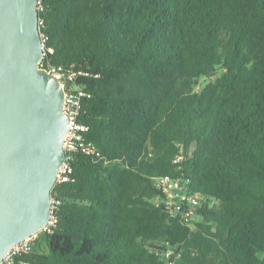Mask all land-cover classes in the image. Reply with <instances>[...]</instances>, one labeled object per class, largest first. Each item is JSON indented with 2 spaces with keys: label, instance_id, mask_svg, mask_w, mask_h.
Here are the masks:
<instances>
[{
  "label": "trees",
  "instance_id": "obj_1",
  "mask_svg": "<svg viewBox=\"0 0 264 264\" xmlns=\"http://www.w3.org/2000/svg\"><path fill=\"white\" fill-rule=\"evenodd\" d=\"M40 1L45 59L90 74L101 157L76 155L47 249L19 258L167 264L168 243L174 264H264V0ZM181 174L215 201L194 228L155 201L154 178Z\"/></svg>",
  "mask_w": 264,
  "mask_h": 264
},
{
  "label": "water",
  "instance_id": "obj_2",
  "mask_svg": "<svg viewBox=\"0 0 264 264\" xmlns=\"http://www.w3.org/2000/svg\"><path fill=\"white\" fill-rule=\"evenodd\" d=\"M38 0H0V261L50 219L70 117L44 56Z\"/></svg>",
  "mask_w": 264,
  "mask_h": 264
},
{
  "label": "built area",
  "instance_id": "obj_3",
  "mask_svg": "<svg viewBox=\"0 0 264 264\" xmlns=\"http://www.w3.org/2000/svg\"><path fill=\"white\" fill-rule=\"evenodd\" d=\"M37 9H43L40 0L37 3ZM42 21L39 19V26ZM43 39L44 56L39 62V67L46 69L49 73L57 77L65 90L64 111L69 115V129L64 140L65 160L62 163L56 182L51 190L50 197V212L49 221L42 229L26 237L22 241L15 244L9 250L0 264H33L30 261L22 260L19 257L22 254L32 251L36 241L42 234H49L54 231L58 221L57 211L62 204L60 196V187L64 183L75 181L73 162L78 153L100 158L101 152L94 142L88 140L85 136L88 130V125L82 120L81 109L82 100L88 97L89 93L85 89V85L80 82V79L89 76L90 74L82 68L76 67L74 64L64 66L60 64L49 63L45 57L48 53H53V48L46 47ZM183 155L179 154L173 162L177 165V169L181 170V162ZM154 185L159 190L157 202L161 203L164 211L169 217L179 218L183 223L190 228H194V221L199 217V207L204 202L213 204L215 201H207L201 194L193 192L190 188V181L181 174L180 176L159 175L154 178ZM156 201V200H155ZM175 248L166 244L162 255L167 261V264H174L175 257L180 253L175 252ZM175 256V257H174ZM174 257V258H173Z\"/></svg>",
  "mask_w": 264,
  "mask_h": 264
},
{
  "label": "rangeland",
  "instance_id": "obj_4",
  "mask_svg": "<svg viewBox=\"0 0 264 264\" xmlns=\"http://www.w3.org/2000/svg\"><path fill=\"white\" fill-rule=\"evenodd\" d=\"M217 72H221V69H218ZM208 79L207 78H202L201 81L205 83ZM158 201V199H155ZM36 251H45L47 249V244L45 243V240L43 238L39 239V243L36 244L35 247Z\"/></svg>",
  "mask_w": 264,
  "mask_h": 264
}]
</instances>
